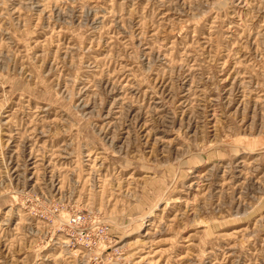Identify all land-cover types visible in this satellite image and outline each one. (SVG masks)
Segmentation results:
<instances>
[{"label": "rangeland", "instance_id": "rangeland-1", "mask_svg": "<svg viewBox=\"0 0 264 264\" xmlns=\"http://www.w3.org/2000/svg\"><path fill=\"white\" fill-rule=\"evenodd\" d=\"M0 264H264V0H0Z\"/></svg>", "mask_w": 264, "mask_h": 264}]
</instances>
